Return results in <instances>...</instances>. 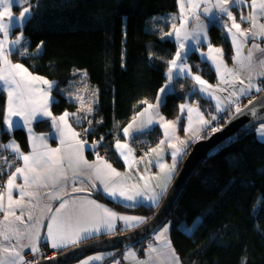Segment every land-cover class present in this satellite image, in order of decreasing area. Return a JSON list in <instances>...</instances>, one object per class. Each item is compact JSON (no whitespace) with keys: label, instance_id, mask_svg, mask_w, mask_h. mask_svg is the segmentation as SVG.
Returning a JSON list of instances; mask_svg holds the SVG:
<instances>
[{"label":"trees","instance_id":"obj_1","mask_svg":"<svg viewBox=\"0 0 264 264\" xmlns=\"http://www.w3.org/2000/svg\"><path fill=\"white\" fill-rule=\"evenodd\" d=\"M31 3L33 15L24 25L23 34L28 51L36 55L14 54V58L34 73L55 80L54 114L67 111L82 117L79 123L74 117L80 137L96 143L95 150L123 168L125 164L115 145L117 140L125 139L124 129L145 107L143 102H152L167 81V61L175 56L177 45L174 38L162 39L161 35L171 31L179 0H31ZM209 33L211 42L224 46L229 57L231 40L220 22H211ZM189 58L207 80H216L213 68L202 62L197 52ZM79 85L82 86L77 87L79 90L86 91L80 96L88 101H94L92 92L97 91L93 112L87 116L82 115L80 102L69 98L71 88ZM173 85L175 89L167 93L162 104L167 118H178L180 105L192 100L208 115L218 114L214 105L195 90L190 78H181ZM5 106L6 93L0 90V141L7 143L14 139L28 149L26 129L3 134ZM33 129L36 133L51 132V120L35 122ZM85 129L89 130L86 135ZM162 137L163 130L158 124L133 134L129 141L134 156L136 150H148ZM7 153L13 154L0 149L5 158ZM9 172V168L3 169L0 189ZM99 198L119 211L148 219L157 209L146 204L128 207L106 196ZM168 221L173 246L182 264H264V142L257 138L253 128L237 133L233 142L202 162ZM118 251L121 250L113 254Z\"/></svg>","mask_w":264,"mask_h":264},{"label":"snow or ice","instance_id":"obj_2","mask_svg":"<svg viewBox=\"0 0 264 264\" xmlns=\"http://www.w3.org/2000/svg\"><path fill=\"white\" fill-rule=\"evenodd\" d=\"M13 4L22 7L19 17L15 19V24L10 12ZM180 7L181 23L179 25L173 23L171 25L172 31L161 35L162 39L165 36L174 38L177 45L174 58L167 61L166 77L168 83L159 90L163 95H158L156 104H148L147 109L139 114L144 116L148 113L146 123L141 122L140 127L137 128H134L133 124H129L124 129V135L128 137L131 135L130 130L142 132L153 123H159L160 127L164 129L165 136V140H161L159 145L163 146L167 141L168 148L172 149L171 166L159 162L162 159L160 153L164 151L163 147L158 146L150 150L157 155V162L164 174V183L150 186L145 177L140 175L139 180L145 181L141 186L139 183H129V176L118 172L110 163L102 160L99 155H97L98 163L95 164L89 163L85 159L86 141L79 138L80 133L74 131L68 122L70 115L76 117L77 123L82 117L67 111L56 117L50 110V105L53 102L52 91L57 86L56 82L34 75L24 64L13 63L10 59L14 54L21 57H34L36 55V53L28 51V41L22 32L14 39L10 38V33L14 27L22 29L27 22H30L33 15L31 0H0V8L3 9L0 11V34L3 35V39H0V90L7 93V114L4 119L6 128L3 130V134L11 133L17 128L26 129L31 147V152L25 154L14 139L8 144H0V149L10 150L14 154L13 161H8L0 154V161H3L0 164V175L3 174L5 167L9 169L14 167V171L8 173L6 206L4 194L0 192V212L4 213V220L0 221V253L3 254L0 255V264H36L35 260H25L23 254L25 249H30L33 256H36L40 251L41 242L50 243L53 249H60L69 244L77 245L91 235L99 234L102 229L115 234V222L117 220L123 222L124 229L122 231L137 228L147 222L145 217L120 215L97 204L94 200L77 202L75 199H63V197L70 195L68 192L69 183L75 185L79 182L83 185L84 181L87 180V188L83 186L72 187L71 192L88 191L91 188H96L97 182H99L104 193L112 199L126 202L128 207L140 204L141 201L147 202L150 207L158 204L161 194L166 192L167 184L176 172L178 164L188 154V147L192 142L201 138L197 134L188 140H181L174 134L177 127L176 122L166 121L162 115H159L158 109L165 102L164 97L167 95V89L173 86L177 80L191 78L196 91L216 100L217 112L230 111L231 106L235 105L238 115L243 114L244 111L239 106V100L242 96H248L253 89L256 92L264 91V87L254 82V79L264 77V48L259 43H255L258 38L264 40V23L260 22L264 20V0H250V3L248 0H215V3H212L211 0H188L186 5L181 3ZM232 7H248L250 11L247 16L241 12L240 22H237L231 10ZM185 8L191 12V16L185 14ZM201 11L204 17L215 15L217 20L222 22L223 28L231 35L236 50V55L233 57L236 67L228 68L222 59V49H214L210 43L208 44L206 59L215 66L220 85H228L232 89L223 100L214 93L228 89L208 84L200 75L193 74L188 64L187 49L190 45H201L203 41L208 40V29L201 19ZM5 16L9 17L6 23L2 22ZM190 19L195 20V25L191 29L188 26ZM228 21H231V24ZM241 23H248L249 27L244 29L241 27ZM249 39L253 43L246 50V54L242 56L243 45ZM39 51H41L40 47L37 49V52ZM213 52L218 53L219 56L211 55ZM255 52H260L261 56L255 57ZM201 55L204 56L205 54L201 53ZM254 65L258 66L259 71H252ZM245 72H248L247 76L244 75ZM83 75L86 76L87 74L84 73ZM237 84L240 86L236 87ZM92 95L95 96L96 93L93 92ZM69 98L79 101L82 109L85 107L83 97L70 94ZM94 102L92 100L87 101L86 114L92 113L91 105ZM225 102L226 106L222 107ZM143 103L147 102L144 101ZM152 109H157L155 115L150 113L149 110ZM185 109H187L189 116V127L185 129L186 133L191 130L193 111H196L199 123L203 126L200 131L216 132L219 130L210 126L211 121L204 119L198 108L181 104V114ZM252 114L255 115V110H252ZM12 117H18L22 123H17ZM45 119L51 120L52 128L59 134L61 147H48L46 138L42 135L37 136L33 131V122H42ZM216 119L215 115L211 116V120ZM88 123L91 125L92 121L89 120ZM88 131L85 129V135ZM259 133L264 138V125L259 129ZM102 140L103 137H101ZM96 147V144L92 145L93 149ZM115 147L125 164L131 168L136 162V158L129 145L127 143L122 144L117 140ZM130 156L133 157L131 163L129 162ZM19 160L23 161L22 166L15 164V161ZM18 177L23 179V186H17ZM81 177L84 179H80ZM155 178L149 177L148 179ZM17 187H19L20 199L14 200L12 190ZM156 188H159L160 192H157ZM41 189L51 190L42 193ZM26 196L29 197L27 202L24 200ZM52 200H60L59 206L55 208L54 212L50 204ZM16 208L20 209L19 215L16 214ZM25 212H27V222L24 220ZM9 217H14V219L10 221ZM45 219L48 221L47 230L42 237L41 229L45 227L43 223ZM19 225H24V227L21 228ZM167 232L168 228H163L156 234L155 239L160 240ZM13 240L15 243L12 242ZM152 253H156L157 256H166L170 264H180L179 257L172 248L170 241L166 240L160 248L149 244L147 264H153ZM135 256L136 254L129 250L125 258L132 257L135 259ZM91 259L100 260L102 258L97 256ZM84 264H88V262L85 261ZM114 264H119V261H115ZM137 264H143V262L137 261Z\"/></svg>","mask_w":264,"mask_h":264},{"label":"crops","instance_id":"obj_3","mask_svg":"<svg viewBox=\"0 0 264 264\" xmlns=\"http://www.w3.org/2000/svg\"><path fill=\"white\" fill-rule=\"evenodd\" d=\"M187 2H188V0H179V4H178V12L175 13V14L173 15V18H175V19H173V21H174V23L177 24V25H179V24L181 23V19H180V17H181V7H180V5H181V3H184V4L186 5ZM211 2H212V3H215V0H211ZM248 3H250V0H248ZM16 5H17V4H13V6L10 8V12H11V16H12V18H13V23H14V24H15V19L19 17V12H20V10L22 9V8L17 9V8H16ZM25 6H27V5H25ZM203 6H204V5L202 4V7H203ZM2 10H3V9L0 8V11H2ZM231 10H232V12H233V15L236 17L237 22H240V15H241V12H243V14H244L245 16H247V15L249 14V11H250V9H249L248 7H243V8L232 7ZM235 13H237V14L235 15ZM185 14H186L187 16H191V12H190L187 8H185ZM8 19H9V17L5 16V17H4V20H3L2 22H5V23H6V22L8 21ZM201 19H202V20L205 22V24L207 25V29H208V40H207V41H203L201 45H190V47L187 49L188 64H189V66L191 67L192 73H193V74H198V75H200L201 78H202L203 80H205V81L208 82V84H210V85H212V86H214V87H215V86H220V87H223V88H225V89H228L227 91H222V92L214 93V95L219 96V97L221 98V100H223L224 97H227V96L229 95V91H231L232 89L229 88L228 85H220L218 75H217V73H216V71H215V66L212 64V62H211L210 60H207V59H206V55L208 54V44L210 43L211 46H212L214 49H215V48H220V49H222V52H223L222 59H223L224 64H226L228 68L236 67L235 61L233 60V57L236 55L235 46H234L233 43H232L231 35H229V34L227 33V30L223 28L224 31L228 34V36H229V38H230V40H231V47H232V51H231V52H232V53H231V55L228 57V56H227V53H226V50H225V48H224V46L215 45V44H213V43L211 42V36H210V33H209V26H210V23H211V22H213V21H218V22H220V25L223 26L222 22L219 21V20H217V17H216L215 15H214V16H211V17H204L202 11H201ZM260 22L264 23V20H261ZM228 23L231 24V21H228ZM194 25H195V20H194V19H190V20H189V23H188L189 29H191V27H193ZM241 27H242V26H241ZM242 28H243V27H242ZM171 31H172V28H171ZM233 31H235V29H233ZM21 32L23 33V28L21 29L20 27H18V28H17V27H14L13 30L11 31V33H10V38H13V39H14L17 35H20ZM19 33H20V34H19ZM23 36H24V34H23ZM0 39H3V35H2V34H0ZM240 39H243V38H240ZM252 43H253V41H252L251 39H249V41H248L246 44L243 45V50H242V53H241L242 56L246 54V50H247L248 48L251 47V44H252ZM255 43H259V44L261 45V47L264 48V40H260V39L258 38V39L255 41ZM196 49H198V50H196ZM193 52H195V53L197 52V53H198V56H199V58H200V60H201L202 62H206V63H208V64L213 68L214 72H215L216 75H217L215 81L211 82V81L207 80V78H205L201 72H199V71H197V70L195 69V68H197L198 66L195 65L194 63H191V61L189 60V56H190ZM201 53H204L205 55L202 56ZM211 55H213V56H219V54H218V53H215V52H213ZM254 56H255V57H259V56H261V53H260V52H255V53H254ZM173 58H174V57H173ZM10 59H11V61H12L13 63H22L20 60H16V59L14 58V55H12V56L10 57ZM190 63H191V64H190ZM22 64H24V63H22ZM24 66L27 67L25 64H24ZM27 68H28V67H27ZM28 69H29V71L32 72L34 75L36 74V73H34L30 68H28ZM252 71H259L258 66L254 65ZM244 75L247 76V75H248V72H245ZM190 79H191V78H190ZM260 81H264V77H260V78H258V79H254V82L257 83V84H259V85H260ZM239 86H240L239 84L236 85V87H239ZM77 87H78V88H81L82 86L79 85V86H77ZM197 87H198V86H197ZM86 90H87V89H86ZM167 91H168V90H167ZM84 92H86V91H84ZM94 92L96 93V95H95V99H96L97 91H94ZM261 92H262V91H261ZM261 92H256L255 89H253V90L250 92V94H249L248 96H242V97L240 98V100H239V106H240L241 103H242V99L247 98V97H251V96H257V95H258L259 93H261ZM5 93H6V92H5ZM74 93H75V92L71 93V91L68 92L69 96H70V94H74ZM198 93H199V92H198ZM78 94H79V95H82V91H81V90H78ZM83 94H84V93H83ZM199 94H200L202 97L208 99V100L214 105V107H215V109H216V103H217L216 100L211 99L209 96H207V95H205V94H201V93H199ZM158 95H163V94H161L160 91H159V92L157 93L155 99H154L152 102L146 103V104H145V107H144L140 112H138V113L135 115V117H134V118L128 123V125H129V124H133V127H134V128H137V127H140L141 122L146 123V122H147V119H148V113H146L144 116H140L139 114H140L141 112H144L145 109H147L148 104H153V105L156 104L157 96H158ZM67 96H68V95H67ZM69 96H68V97H69ZM165 97H166V96H165ZM165 97H164V99H165ZM53 98L55 99L54 94H53ZM254 98H255V97H254ZM184 104H188V105H190V106H192V107H194V108H198V109H199V112H200L201 114H203L204 119H206V120H209V119H210V116L208 115V113H205V111H204V110H203L198 104H197V105H196V104H192V103H190V101H186ZM225 106H226V102H225V104H222V107H225ZM234 106H235V105H233V107H234ZM149 111H150V113H151L152 115H155L157 109H152V110H149ZM158 112H159V115H162V116L165 118L166 121H169V122H176L177 127H176V130H175V133H174L176 136L180 135L179 132H178V131H179V129H178V128H179L178 123L180 124V123H182V121H186V124H187V125H188V123H189V116H188L187 109L184 110L183 114H181V111H180V116H179L178 118H175V119H174V118H173V119H169V118H167V117L165 116V114L162 112V105L159 107ZM216 112H217V111H216ZM52 113L54 114V112H52ZM68 113L73 114V113H71V112H68ZM217 113H218V112H217ZM6 114H7V93H6L5 117H6ZM62 114H63V113H62ZM62 114H54V116L59 117V116L62 115ZM191 116H192L194 122L197 124L198 127L195 126V125H194V127L191 126V130H190L189 132L186 133L187 136H186L184 139H181V140H188L190 137L195 136V135H197V134L199 135L200 132H201L200 129H201L203 126L199 123V118H198V116H197L196 111H193L192 114H191ZM12 119H13L14 121H16L17 123H22L21 121H19V118H18V117H12ZM184 119H185V120H184ZM177 120H178L179 122H178ZM68 122H69V124L72 125V128H73L74 131H76L77 133H80V130H78V129L76 128V122L74 121V116L70 115L69 118H68ZM34 123H35V121L33 122V125H34ZM155 124H158V125L160 126L159 123H153L152 125H150V126H148L147 128H145V130L148 129V128H151V127L154 126ZM33 125H32V127H33ZM128 125H127V126H128ZM262 125H264V123H262L261 126H262ZM127 126H126V127H127ZM180 126H181V125H180ZM5 127H6V125H5ZM186 127H187V126H186ZM161 128H162V127H161ZM162 130H163V138H162L161 140H164V138H165V137H164V129L162 128ZM33 131H34V129H33ZM130 131H131V135L128 136L127 139H125V140L127 141V144L129 145V147L132 149V153H133V155H134V147L131 145V143H130V141H129V138H130L133 134H135V133H137V132H141V131H132V130H130ZM258 132H259V131H258ZM35 134H36L37 136H41V135L44 136V137L46 138V141H47L48 147H50V148H59V147H61V145H60V140H59V134L55 131V129H52L51 132H46V133H36V132H35ZM258 135H260V133H258ZM178 137H179V136H178ZM259 137H260V139L264 142V138H262L261 136H259ZM79 138H80L81 140H83V141H86V143H85V148H84V157H85L86 160H88L89 163H93V164L98 163V161H97V155H99V157H100L102 160H105V161H107L108 163H110V164L112 165V167L115 168L118 172H120V173L123 174V175H127V176H129V183H139L141 186H143V184H144L145 181H141V180H139V176H140V175H143V176L145 177V180L148 181V183H149L150 186H155V185H157V184H161V185H162V184L164 183V176H163L164 174L161 172L160 167H159V164H157V162H156V161H157V155H156V153H152L150 150H149V151L147 150L148 155L150 156V157H149V160L151 161V163H149V162H148V164H146L147 162H146V163H145V162H144V163H141V162H143V161H138V160H137L135 163H133V165H132L131 168H129L127 165H124L123 168H120V167H118V166H117V165H116V164H115V163H114V162H113V161H112V160H111L106 154H102V153H100L99 151H97V150H95V149H92V145H93V144H96V143H94V142H89L87 139H83V138H81V137H79ZM161 140H160V141H161ZM10 141H12V140H10ZM10 141H8L7 143H2V142L0 141V144H8ZM160 141H159V142H160ZM15 142L20 146L21 151H23L25 154H29V153L31 152V147H30V144H29V140H28V149H25L24 147H22V146L18 143V141H15ZM155 146H156V145H155ZM155 146L150 147V148H154ZM158 146H160L159 143H158V145H157L155 148H157ZM178 146H179V145H178ZM163 149H164V151L160 153V156H161L162 159H161L159 162H160V163H165V164L168 163L169 166H171V162H170V160L166 163V160H165L164 157L166 156L167 153H166V149H165V148H163ZM90 150H92V151L90 152ZM125 151H126V150H125ZM21 162H22V163H21L20 166L23 165V161H22V160H21ZM129 162H130V163L132 162V156L129 157ZM168 164H167V165H168ZM151 165H155V168H152ZM178 165H179V164H178ZM150 169H155V170H156L155 173L151 174V173L149 172ZM177 169H178V166H177ZM177 169H176V171L178 172ZM11 171H14V167L10 169V172H11ZM69 175H71V174H69ZM155 175H156V176H158V175L163 176V179H162L161 181H158L156 178H155V179H148L149 177H155ZM80 179H84V177H81ZM172 179H173V177H172ZM172 179H171V181H172ZM7 180H8V176H7L6 180H5V184H4V185L1 187V189H0V192H3V194H4V203H5V206L7 205ZM171 181L168 182V184H167V190H168V188L170 187V183H171ZM16 184H17V186H23V179L18 177L17 180H16ZM97 185H98V186H97L96 188H91V189L88 190V191L72 193V192H71V188H72V187H82V186H83V187H86V188H87V187H88V183H87V180L84 181V184H83V185H81L79 182L76 183L75 185H72L71 183H69V185H68V192L70 193V195H68V196H64L63 199H75V200H77V202L82 201V200H94L97 204H100V205H102V206H104V207L110 209L111 211L120 214V215L145 217V218H146V221L148 220V217H147V216L139 215V214H133V213H127V212H124V211H119V210H117L116 208H114V207L108 205V204L105 203L104 201L100 200L99 197H103V196H106V197H108V198L111 199V200H115V199L110 198L106 193H104L102 186L99 185V182H97ZM50 190H51V189H41L40 191L43 193V192H47V191H50ZM155 190H156L157 192H160V189H159V188H156ZM167 190H166V191H167ZM30 191H31V189H30ZM164 194H165V192H163V193L161 194V199H159L157 205H160L161 201L163 200V198H164V196H165ZM163 195H164V196H163ZM12 196H13V199H14V200H18V199H20L19 187L14 188V189L12 190ZM28 199H29V197L26 196V197L24 198L25 202H27ZM118 201L121 202L122 200H118ZM122 202H124V201H122ZM59 203H60V200H52V201H50V204H51V206H52L53 212L55 211V208L59 206ZM124 203H126V202H124ZM141 203L148 204V203L145 202V201H141ZM15 211H16V214H17V215L20 214V209H19V208H16ZM50 214H51V213H50ZM50 214H49V215H50ZM8 219L11 221V220L14 219V217H9ZM3 220H4V213H3V212H0V221H3ZM24 220L27 222V212H25V214H24ZM43 223H44L45 227H42V229H41V236H42V237L46 234V230H47V229H46V225H47V223H48L47 219H45ZM19 227L23 228L24 225H19ZM139 227H140V226H139ZM165 227L168 228V232H167V233H166V234H165L160 240H156V239H155L156 234H157L160 230H162L163 228H165ZM170 227H171V224H170L169 221H167V222H166V223H165V224H164V225H163V226H162V227H161L156 233H154L150 238H148V242H147L146 250H145V253H144V254H145V257H146V260H142V258H141V253H140V251L138 250V248H136V247H128V248H125V249H123V250H121V251H118L115 255L113 254L112 251H109V252H99V253L91 254V255H89V256H86V257H84V258H81L80 260L74 262L73 264H84L85 261H87L88 264H106V263H107V264H114L115 261H119V264H137V261L143 262V264H147V261H148V245H149V244H152V245H153L154 247H156V248H160V247H162V245L164 244V242L167 240V241H170V242H171V246H172V248L175 250V248H174V246H173L172 239H171V235H170ZM137 228H138V227H137ZM122 229H124L123 222L117 220V221L115 222V230H114V231H115V234L108 233L106 229H102L101 232H100L99 234H93V235H91L88 239H86V240L80 242V243L77 244V245H71V244H69L67 247L60 248V249H53V248H51L50 243H47V242H41L40 245H39V247H40V251H39V252H41L42 250H45V249H48L50 252H52V251H54V252H55V251H56V252H59V251H65V250H68V249L74 248V247H76V246H79V245H81V244H83V243H86V242L93 241V240H95V239L101 238V237H107V236H113V235L122 234V233H125V232H127V231H132V230H134V229H136V228L131 229V230H123V231H122ZM12 242L15 243L14 240H13ZM4 243H7V242H4ZM129 250L133 251V252L136 254L135 259H133L132 257L125 258L126 253H127ZM175 253H176V250H175ZM23 254H24V258H25V260L28 261V256H27V255H28V254H32V252H31L30 249H25ZM0 255H3V254L0 253ZM176 255H177V253H176ZM97 256L101 257L102 259H100V260L91 259V258H93V257H97ZM152 256H153V258H154V259H153V264H170V261H169V260L166 258V256H164V255H159V256H157L156 253H152ZM177 256H178V255H177ZM180 264H182L181 261H180Z\"/></svg>","mask_w":264,"mask_h":264},{"label":"water","instance_id":"obj_4","mask_svg":"<svg viewBox=\"0 0 264 264\" xmlns=\"http://www.w3.org/2000/svg\"><path fill=\"white\" fill-rule=\"evenodd\" d=\"M243 114H235L221 130L210 138L195 143L192 151L176 174L168 192L165 194L155 213L140 227L122 234L101 237L86 242L74 248L61 251L56 257L36 264H73L88 255L137 247L141 242L150 238L170 218L175 205L181 197L186 185L202 164L210 151L226 142L234 134L249 127L264 122V91L243 109ZM255 110V115L252 114Z\"/></svg>","mask_w":264,"mask_h":264},{"label":"rangeland","instance_id":"obj_5","mask_svg":"<svg viewBox=\"0 0 264 264\" xmlns=\"http://www.w3.org/2000/svg\"><path fill=\"white\" fill-rule=\"evenodd\" d=\"M22 10V9H21ZM20 10V11H21ZM18 28V27H17ZM20 34V33H19ZM189 60H190V58H189ZM192 63V62H191ZM190 63V64H191ZM35 75H38V74H35ZM78 75V74H77ZM38 76H41V77H43V78H46V79H48L49 81H54L55 82V80H52V79H50L49 77H46V76H43V75H38ZM75 79H80L81 81L83 80V79H81L80 77H78V76H75ZM168 83V81H166L165 83H164V85L162 86V87H164L166 84ZM260 86L261 87H264V81H260ZM41 87H43L42 85H41ZM161 87V88H162ZM160 88V89H161ZM175 89V87H174V85L173 86H170L167 90V93H169L170 91H173ZM78 88H77V86H75L74 87V89L73 88H71V93H73V92H75L74 94H72V95H79L78 94ZM159 92V91H158ZM263 92V91H262ZM261 92V93H262ZM84 93V89H82V94ZM93 93V92H92ZM260 94V93H259ZM258 94V95H259ZM257 95V96H258ZM80 96V95H79ZM93 96V95H92ZM257 96H251V97H247V98H244V99H242V103H241V105H240V108L241 109H244L246 106H248V102H246L249 98H252V99H255ZM52 97H53V91H52ZM81 97H83V96H81ZM91 97V96H90ZM94 97V96H93ZM255 97V98H254ZM53 101H54V98H53ZM84 101H85V107L82 109V111H83V116H87V114H86V109H87V99H85L84 98ZM94 101H95V98H94ZM190 103H192V104H196L197 105V101H190ZM246 103H248V104H246ZM52 104H53V102L51 103V105H50V110H51V112H53V110H52ZM184 104V103H183ZM92 106V108H93V104L91 105ZM202 108V107H201ZM203 109V108H202ZM204 110V109H203ZM205 111V110H204ZM93 112V111H92ZM179 112H180V109H179ZM205 113H207V112H205ZM53 114V113H52ZM210 115V121H211V127H215V128H218L219 130H221V128L222 127H224L225 125H226V123L235 115V114H237L236 113V107L234 106H231V110L230 111H221V112H218V114L217 115H215L216 117H217V119L216 120H211V116L213 115V114H211V113H209ZM54 115V114H53ZM185 120V119H184ZM178 121V120H177ZM179 122V121H178ZM262 123H264V122H262ZM262 123H259V124H255V125H253V126H251V127H249L248 129H252L253 128V130H254V132L256 133V136H257V138L260 140V141H262L261 139H260V135H258V131H259V129L261 128V124ZM178 125H179V134L180 135H178L179 136V138L180 139H184L186 136H187V134H186V132H185V129L186 128H188L189 127V123H188V125L186 124V121H182V123H178ZM181 125V126H180ZM194 125L195 126H197V124L194 122V120H193V118H192V116H191V126L192 127H194ZM187 126V127H186ZM198 127V126H197ZM147 130V129H146ZM218 130V131H219ZM145 131V130H144ZM244 130H242V131H239V132H243ZM217 132V131H216ZM216 132H208V131H201L200 132V134H199V136L201 137L200 139H198V140H195V142H192L191 144H190V147H188V149H187V153L188 154H190L191 153V151H192V147H193V145L195 144V143H197V142H199V141H202V140H206V139H208V138H210L214 133H216ZM238 132V133H239ZM236 135H237V133L236 134H234L231 138H229L228 140H227V143L224 141V142H222V144L220 145V147L218 146L217 148H214L212 151H210V155H215L216 153H218L224 146H226V145H229V143L230 142H233L234 140H235V138H236ZM165 137V136H164ZM163 138V137H162ZM125 139H127V137H125ZM125 139H122V140H119L122 144L123 143H127V141L125 140ZM130 139V138H129ZM164 140H165V138H164ZM263 142V141H262ZM158 145V144H157ZM156 145V146H157ZM155 146V147H156ZM154 147V148H155ZM160 147H163V148H165L166 149V156L164 157L165 158V160H166V163L170 160V162H171V164H172V159H171V152H172V149H170V148H168V146H167V141L165 142V144L163 145V146H160ZM152 148H148V151L149 150H151ZM116 151H117V149H116ZM145 151H147L146 149H143V148H141V149H138V150H136L135 151V153H136V155H138L140 152H143L144 153V157H142L143 159H141V158H138L137 156H134L135 158H136V161L138 160V161H143V162H141V163H146V164H148V162L150 161L149 160V155H148V152L146 153ZM117 153H118V155H119V152L117 151ZM188 154L186 155V156H184L183 157V159H182V162H180L179 163V165H178V172H179V170L181 169V167H182V164L184 163V161L186 160V158L188 157ZM119 157L121 158V160L124 162V164H125V161H124V159L119 155ZM209 157V156H208ZM207 158V157H206ZM132 159H133V157H132ZM157 162V161H156ZM157 164H159L158 162H157ZM168 164V163H167ZM126 165V164H125ZM169 165V164H168ZM151 167L152 168H155V165H151ZM155 169H150L149 170V172L151 173V174H153V173H155ZM177 171L173 174V179H172V181H171V183H170V186H171V184H172V182H173V180H174V178H175V176H176V174L178 173ZM164 176V175H163ZM163 176H160V175H158V176H156L155 175V177H156V179L158 180V181H161L162 179H163ZM170 188V187H169ZM169 188H168V190H169ZM168 190L165 192V194L168 192ZM164 194V195H165ZM163 195V196H164ZM140 204H144V203H140ZM146 205H148V204H146ZM158 205H156V206H154L155 208L157 207ZM147 242H148V239H146L145 241H143V242H141L136 248H138L139 250H141V253L143 254V256L145 255L144 253H145V250H146V246H147ZM84 244V243H83ZM121 250H123V249H121ZM61 251H59V252H54V251H52V252H50L48 249H45V250H42L41 252H39L36 256H35V261H36V263H39V262H42V261H47V260H49V259H52V258H54V257H56L59 253H60ZM113 252V251H112ZM33 254H28L27 256H28V261H29V259H30V257L32 256ZM44 255H46V256H44ZM89 256V255H88Z\"/></svg>","mask_w":264,"mask_h":264},{"label":"built area","instance_id":"obj_6","mask_svg":"<svg viewBox=\"0 0 264 264\" xmlns=\"http://www.w3.org/2000/svg\"><path fill=\"white\" fill-rule=\"evenodd\" d=\"M236 14H237V13H235V15H236ZM241 26H242L244 29H246V28L249 27L248 23H241ZM253 100H254V99L249 98L246 102L251 103ZM248 103H246V104H248ZM135 156H137L138 158H142V157H144V153H143V152H140L138 155H136V153H135ZM6 158H7L8 161H13V160H14V155L11 154V153H7ZM21 163H22L21 160H19V161H15V164H16V165H19V166H20ZM140 253H141V251H140ZM44 256H46V255H44ZM141 257H145V255L143 256V254L141 253ZM34 259H35V256L32 255V256L30 257L29 261H32V260H34Z\"/></svg>","mask_w":264,"mask_h":264}]
</instances>
